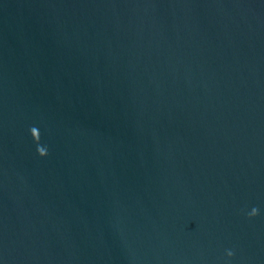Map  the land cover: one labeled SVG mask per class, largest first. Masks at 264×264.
Returning a JSON list of instances; mask_svg holds the SVG:
<instances>
[{"label":"water","instance_id":"water-1","mask_svg":"<svg viewBox=\"0 0 264 264\" xmlns=\"http://www.w3.org/2000/svg\"><path fill=\"white\" fill-rule=\"evenodd\" d=\"M0 264H264V0H0Z\"/></svg>","mask_w":264,"mask_h":264},{"label":"clouds","instance_id":"clouds-1","mask_svg":"<svg viewBox=\"0 0 264 264\" xmlns=\"http://www.w3.org/2000/svg\"><path fill=\"white\" fill-rule=\"evenodd\" d=\"M227 254L229 257H231L233 255V253L231 251H229Z\"/></svg>","mask_w":264,"mask_h":264}]
</instances>
